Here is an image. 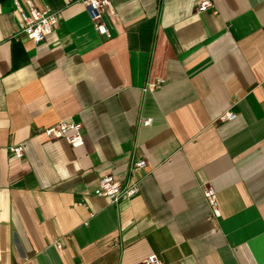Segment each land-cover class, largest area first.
<instances>
[{
	"label": "crops",
	"instance_id": "0c3cea01",
	"mask_svg": "<svg viewBox=\"0 0 264 264\" xmlns=\"http://www.w3.org/2000/svg\"><path fill=\"white\" fill-rule=\"evenodd\" d=\"M13 1L0 0V264H264V0H209L215 14L110 0L107 36L78 2L29 0L61 14L38 44ZM62 120L80 145L42 134ZM104 176L139 193L98 197Z\"/></svg>",
	"mask_w": 264,
	"mask_h": 264
},
{
	"label": "built area",
	"instance_id": "2783aa9c",
	"mask_svg": "<svg viewBox=\"0 0 264 264\" xmlns=\"http://www.w3.org/2000/svg\"><path fill=\"white\" fill-rule=\"evenodd\" d=\"M69 2H78L86 10L89 20L95 31L101 36L108 35V28L105 24V17L112 13L113 8L110 0H68ZM28 11L25 12L18 1H13V8L19 15L18 33L25 35L34 44L41 43L47 36L52 34L61 19L59 12L50 9H37L29 0H25ZM212 11L213 5L209 0L203 1L197 11ZM235 114L232 112L223 113L218 122L232 121ZM150 120L143 121V125H150ZM42 134L47 140L63 139L71 147H76L82 142L81 125L69 120H62L55 125L46 128ZM9 153L15 158L23 157L21 145L12 146L8 149ZM145 161H132L129 166V172L137 169H143ZM139 193V184L137 181H127L125 183L115 180L112 176L101 177L98 181L96 195L107 198L111 203L116 204L121 199H129ZM203 198L209 208V220L215 221L220 217L216 193L213 188L206 187L202 192ZM58 244V242H57ZM141 264H163L155 256L146 257Z\"/></svg>",
	"mask_w": 264,
	"mask_h": 264
}]
</instances>
